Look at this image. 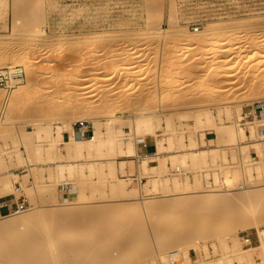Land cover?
Returning a JSON list of instances; mask_svg holds the SVG:
<instances>
[{
  "label": "rangeland",
  "instance_id": "374dc122",
  "mask_svg": "<svg viewBox=\"0 0 264 264\" xmlns=\"http://www.w3.org/2000/svg\"><path fill=\"white\" fill-rule=\"evenodd\" d=\"M2 9L0 8V59L5 56L7 59L6 61L0 60V69L6 68L9 63L22 61V56H30L29 64L32 73L25 72L24 82L17 86L30 83L34 84L33 88L35 87L33 91L25 93L18 99L17 108L10 113L11 125L0 126V151L12 156L7 158L9 166H6V159L0 158V175L9 170L10 175L7 178L14 185L18 181L22 187L32 188L34 185L38 187L47 183L41 170L39 171L44 165L38 164L32 175H29L28 169L20 167L16 161L14 151L17 148L21 151L26 149L20 144L15 145L14 142H19L20 135L30 124L38 122L54 128L64 125L65 140L68 141L70 135L68 129L76 120L90 121L93 126L94 123H99L105 131L111 116L121 114L120 119L124 122L121 127L125 128L144 109H149L155 114H153V120L156 124L158 120L160 121L158 128L160 139L164 138L162 134L166 132V125L170 124L175 130L183 133L187 143L195 139L197 146L201 149L219 147L218 162L232 171L230 172L231 178L234 177L233 170H238L240 173L242 170H240V160H247L248 155L251 159L262 161V165L264 164V145L260 152L249 145L252 141L250 139L245 142L247 148H243V145L242 147L226 146L228 142L222 140L212 126L204 130L196 129V118L200 113L209 112L215 124L225 126L232 123V126H239L253 121L255 117L248 115L249 112L257 104L264 103V90L251 94L248 87L252 84L246 83L247 76H251L250 73L256 72L255 74L260 75L262 72L264 74V0H18L17 2L7 0L6 10ZM16 18L21 19L22 23L20 22L21 24H18L16 31L13 32L11 28ZM31 19L33 23L30 22ZM24 22L31 23L27 26L29 28L26 29L27 31L21 30L23 25H26ZM196 27L199 30H196ZM212 27L222 32L209 38L207 47L210 49L217 42L227 46L225 50L227 48L228 53L227 51L225 53L223 49L217 56L220 54L221 59L224 56L232 58L229 59V64L234 76L231 78V74L224 73L221 80H211L214 88L210 92H205L202 86L204 84H200L201 77L206 70V64L200 63V59L204 58L200 57V51L196 46L194 49L189 46L190 42L198 38L200 32ZM40 30L46 37L37 43L34 41V34ZM184 30L187 35L181 34ZM118 31L120 35H117ZM227 33L233 37L227 38L229 36L226 35ZM62 44L65 50L56 51ZM258 46L261 49L260 52L256 50L259 49ZM161 54H167L171 60L165 61ZM225 57L223 59H227ZM19 64L25 67L23 62ZM214 69L215 67L210 70ZM114 71L124 73V75L110 80L109 76ZM262 77L264 81V76ZM216 82L217 86H220L217 89L223 90L218 94L214 92ZM16 87L9 92L0 88V124L4 123L3 120L10 111L9 100ZM29 97H32L31 99L36 103L28 105L27 98ZM164 98L168 99V102H164ZM80 107L85 108L80 109ZM227 109L231 110L234 115H228ZM237 112L246 118L243 121V118L240 120ZM182 115L188 116L187 120L182 119ZM261 116L263 117L259 118H264V114ZM249 126L250 124L247 123V132ZM259 129L264 130V126H259ZM261 130L260 134H264ZM153 139L149 136L146 141H153ZM154 150L156 151V146ZM241 150L247 153L242 154ZM64 153L66 154L65 151ZM138 155L142 156L140 152ZM224 155L228 161L223 159ZM124 159L129 162L123 173L117 164ZM209 159L210 166L203 173H196V175L194 170H192L194 173H191L189 168L191 166L183 168L184 171H188L192 182L195 180V175H201L199 179L202 180L200 181L204 190L219 188V183L215 181V173L225 175L214 164V153L209 155ZM141 160L142 158L138 157H119L116 160L118 176L121 179H126V176L130 175L138 176V183L141 178H146L141 181V186H144L151 177L161 179L168 175L170 178L173 175L180 176L181 179L186 177L180 173L171 172L174 167L172 160L169 161L168 157L166 159L167 169L162 172V177L161 173L156 171L145 172L140 166ZM157 163L158 161L150 165H157ZM225 168L224 172H226ZM191 169L194 168L191 167ZM87 180H89L88 184L83 182L86 188L82 183V187L77 183L71 185V190L62 191L59 187L57 188L55 196L60 198L62 203H74L66 206L65 209L77 212L79 209V212L84 209L83 212L86 214L83 213L81 218L61 216L55 218L57 221L53 220L56 222L53 223V227L59 234L57 242L60 241L58 244L56 242V247L67 242L71 243V240L80 237L81 241L86 243L85 245L92 244L90 247L93 246V256L96 259L107 256L114 259L124 258L127 264H143L145 261L147 264H153L155 258L151 256L152 240L158 234L166 236L186 229L179 227L180 223L171 220L170 215L173 214L165 210L168 209L165 206L170 198L164 197L163 190L147 193L140 189L142 198L156 197L160 205H165L159 207L161 210L157 208L156 213L147 219L137 210L130 209V205H140V201L133 200V197L115 198L109 193L110 183L104 185L102 182L92 183L93 180ZM235 181L236 185L242 183L241 178ZM138 183L136 181L127 182L126 187L139 190ZM96 184H100L99 187L98 185L96 187ZM93 186L94 190L91 188ZM102 190L104 193H101ZM12 192L13 190L3 193L0 197L6 199L11 196ZM69 193L71 194L68 195ZM25 194L29 200L28 212L37 206L47 211L50 209L48 205L53 194L39 192L32 198L27 193ZM81 195H86L89 201L91 199L90 204H77L80 202L78 197ZM89 214L91 216L87 218ZM199 214L201 212H196V215ZM204 214L199 216L202 217ZM206 216L204 218L206 222L213 219L211 214ZM198 217L199 220L200 217ZM186 218L188 219L189 216L184 215L180 220L181 223L188 224L189 219ZM130 230H139V232L130 235L128 234ZM80 233L85 236L83 234L79 236ZM219 233L228 243L232 242L237 233V238H240L244 248H246L242 242L244 235L257 237L258 241V232L253 228L241 231L236 228L220 229ZM8 235L4 234L1 238ZM139 236L145 237L150 244L146 246L140 242V245L138 240L136 242ZM76 239L74 241H77ZM204 242L208 246L207 256L204 251L190 250L186 260L181 258L177 264H197V261L204 258L209 261L221 256L222 250L218 238L211 237ZM79 243L77 244L79 247H88L82 243L80 246ZM212 244H216L217 251L214 250ZM3 250L0 252L7 254L6 249ZM36 252L35 255L40 253ZM41 252L43 254V251ZM79 255H81L80 258L84 257V251H81ZM254 263L262 264L263 262L255 255Z\"/></svg>",
  "mask_w": 264,
  "mask_h": 264
},
{
  "label": "bare ground",
  "instance_id": "6f19581e",
  "mask_svg": "<svg viewBox=\"0 0 264 264\" xmlns=\"http://www.w3.org/2000/svg\"><path fill=\"white\" fill-rule=\"evenodd\" d=\"M17 1L18 0H16V2ZM6 7L7 0H0V8L5 9ZM35 17L37 16L35 15ZM20 22L22 23L21 19L16 18V21L15 23H13V26L11 28L13 32L16 31L18 24H21ZM30 22H32V19ZM27 23H25L26 25L22 24L23 28L21 30H26L28 28L27 26L31 25V23ZM119 32L120 31H118L117 35L121 34ZM221 32L222 30L214 29V27L206 28L202 32H200L198 38H196L195 40L193 38L192 40L194 41L190 42L189 48L193 47L194 49V47L196 46L198 48V51H200V57L204 58L203 60L199 58L200 63L206 64V70L201 77L200 82V84H204L202 86L204 87L203 91L205 92H210L211 89L214 88L213 84H211L210 82L211 80H221L224 73L231 74V78L234 76V74L231 73L232 68L229 64L232 58L230 59L227 58V56H224L227 59H223L224 57L221 59L220 54L219 56H217V54L223 49L225 50V47L227 46L221 44V42H217L216 44L211 46L210 49L207 47L209 38L216 34H221ZM185 33L186 31L184 30L181 34L184 35ZM224 33L223 36L225 35ZM226 35H229L228 37L226 36L227 38L231 36L228 33ZM45 37L46 36L44 32L40 30L34 34V41L40 43L45 39ZM251 43L253 44V42ZM62 45H59L56 51L63 52L65 48L64 44ZM258 45L260 46V44ZM256 50H259L260 52L261 49L259 47V49L257 48ZM226 51L227 48L225 50V53ZM262 52L263 51H261V53ZM29 57L28 55L22 56V61L9 63L4 69H17L21 70L24 73H32L31 65L29 64ZM161 57L165 61L171 60V57L167 56V54L162 55ZM6 59L7 57L5 56L0 60L6 61ZM21 62L24 63L25 67L19 64ZM7 63L8 62H6V64ZM213 67H215V69L211 71L210 69ZM222 68L224 69L222 70ZM255 73L256 72L250 73L249 75L251 76H247L246 80V83L248 82L252 84H249V90L247 89L251 94H256L257 92H261L262 90H264V81H262L263 77L261 78V76H264V74L262 72L260 75ZM123 75L124 73L120 74L117 71H114L110 74L109 79L115 80L119 77H122ZM23 82L24 81L22 80L15 79L12 82V85L13 87H16ZM33 85L28 83L25 85L17 86L13 90L12 96L9 100L10 111L5 116V120H3L4 123L0 124V126L11 125L10 113L17 108L18 99L20 97H22L29 91H33L32 89L35 88H33ZM214 86L216 89L214 90L215 93L218 94L219 92L223 91L217 89L218 87H220L217 86V82ZM31 98H27L28 105L36 103ZM164 102H168V99H165ZM257 105H262L264 108V103H259ZM84 108L85 107H80V109ZM226 112L230 116L234 115L231 110L227 109ZM237 113L239 119L241 120L243 118L242 114L240 112ZM153 114L154 113L149 109H144L140 111L137 114L136 119L130 121L129 125L125 128L121 127L124 123L120 119L121 114L118 116H111L110 121L106 124L105 131L102 130L101 124L94 123V135L88 138H79L75 136L72 126H70V128L68 129L70 132L68 141L65 140L66 138L64 135V125L54 128L50 125L42 123L40 124L38 122L30 124V126H28L24 130L22 135H20L19 142H14L15 145L20 144L21 146L25 147L26 150L21 151L17 148V150L14 149L15 151H13L15 152L17 164L22 168H27L29 171V175H32L38 164L44 165L43 167L41 166L42 168L39 169V171L41 170L42 176L47 180V183L38 187L34 185L32 188L25 186L23 187V190L25 193H27V195L31 196V198L35 197L39 192H47L50 195L53 194L54 196H52V198L49 200L48 207L50 209H48V211L43 207L37 206L32 208L29 212V209H27L26 211L19 212L18 214L0 217V246H2L0 247V251H4L3 249H6L7 253L4 254L3 252H0L2 253V255L0 254V264H127L124 258L114 259L107 256H103V258H101V256L99 259H96L93 256V246L90 247V245L92 244L85 245L86 243H83L80 237L77 238H80V240H77L75 238L78 242L74 241L75 239H73V241L71 240V243L67 242L66 244L64 243V245L62 244V246L58 245L59 248L56 247V245L60 241L57 242L59 234H57V231L53 227V223L57 221V219L55 218L61 216L69 218H81V215H83L84 213V209L81 212H79L80 209L78 210V212L75 210L72 211L65 209L66 206L73 205L74 203H62L61 199L55 196L57 188L59 187L62 191H65L66 189L71 190L72 187L70 186L75 183L82 187L84 185L83 182H87L88 184L89 180L87 179L93 180L92 183L102 182L104 183V185L106 183H110L109 187L111 186V188L109 193L115 198L133 197V200L136 199V201H140V205H130V209L133 208L132 210H137L139 214H142V216L147 219L152 217V215L156 213L155 210L157 208L161 206L164 207L165 205H160V202L158 203V198L156 197L142 198L140 194L141 192H139L140 189L145 190L147 193H150L151 191L159 192L160 190H163V192L165 193L164 197L170 198L167 201L168 204L166 203L165 206V208L167 207L168 209L163 208V210L165 209L166 211H170L171 214H173L170 215L172 217L171 220H173L174 222L176 221L178 224L180 223L179 227H185L186 229L170 233L166 236H161L160 234H158L156 238L152 240L153 246L151 249V256L155 258V260H153V264H174L173 257L178 260L183 258L185 261L187 256H189L190 250H200L201 252L204 251L207 256L209 253L207 248L208 246L205 245L204 241L211 237L218 238L222 250L221 256L217 259L209 261L205 260L206 258H204L200 261H197V264H255V255L260 257L263 262L262 264H264V164L262 165V161H255L251 159L248 154H246L248 155L247 160H240V170H242L239 171L241 174L238 172V170H233L234 177L231 178L232 175L230 174V172L232 171H229L225 166L227 168L226 170V168L221 165L220 162H218L220 159V155L219 153H217L219 147L213 149H201L197 146L195 139H192L191 141L189 140L190 142L188 141L189 143H187L185 137L183 136V133L181 134L180 132L175 130L170 124L166 125V132L162 134L164 135V138L160 139L159 137L161 135H159L158 130V128L160 127V121L158 120L156 124L153 120ZM263 114L264 111L260 114H253L255 119L253 121L247 122L250 124L248 128L249 131L247 132V123L240 124L239 126H232V123L225 126L224 124L218 125L213 122L212 115L209 112H203L200 113L196 118V129L204 130L206 129V127L212 126L215 129L216 133L221 136V139L228 142L226 146L236 145L238 147H242L243 145V148H247L248 146L245 145V142L247 139H250L252 141H250L249 145L260 152L262 149V145H264V134H260L261 129H259V126H264V123L261 124L262 122H264V118L261 119L259 117H263L261 116ZM181 118L187 120L188 116L182 115ZM149 136L154 138V142L148 140V144H150V142L153 143L156 146V151L154 152V154L152 153V156L147 155L139 157L138 153L144 151L143 142L146 141ZM62 146L64 147L62 148ZM64 151L66 152V154L64 153ZM244 152L246 151H240V153L242 154ZM211 153H214V164H216V166L219 167V170L221 169L222 173H224L225 175L222 176L221 173H215V181L219 183V188L214 190H204L201 183L202 180L199 179L201 175L196 176V173H203L204 170H206V168L210 166L211 161L209 159V155ZM225 156L226 155H224L223 159L227 160ZM11 157V154L6 155L4 151H0L1 159H6L7 161V158ZM119 157L142 158L140 162V166L142 167V169H144L145 172L156 171L157 173H161V177L162 172L167 169L166 159L168 157L170 159L169 161L172 160V166L174 167V169L178 168L179 173L186 177L184 179H181L180 176L174 175V177L172 176V178L168 177V175L163 179L151 177L144 184V186H141V178L139 180L140 182L138 183L139 190L128 189L126 187V184L127 182L133 183V178L131 177L132 175L126 176V179H121L118 176L116 160H118ZM150 159L155 161V163L158 161L157 165H150ZM128 162L129 161L124 159L119 161L117 164L119 165L120 171L122 170L123 173ZM222 162L223 161H221V163ZM9 165L10 163L9 161H7L6 166ZM172 166L170 167L173 168ZM189 166L193 167L194 169H191V167ZM187 167L190 168L191 173L193 172L192 170L195 171L196 175L194 182L190 180L188 171H183V168ZM224 168L226 172H224ZM44 171H47V173H43ZM9 175V170H6L4 174L0 175V195L6 192H10L11 190L14 191L15 189L14 183H12L10 179L7 178L9 177ZM16 175H18V173ZM240 178L242 179V183L236 185L235 180L239 181ZM72 180L75 182H73ZM81 183L83 185H81ZM89 185L91 186V184ZM97 185L98 184H96V187ZM83 187H85V185ZM91 188H93L94 190V186ZM95 191L98 192L97 189ZM101 193H104L103 190ZM70 194L71 193H69L68 195ZM78 201L80 202H78L77 204L87 205L90 204L91 199L89 201V198H87L86 195H81L78 197ZM158 210L161 209L159 208ZM196 212H201V214L199 215H202V213L205 214L201 217L199 215H196ZM208 214L213 215V219L209 222H206V219L204 218H206V215ZM184 215L189 216L188 224L183 221V223H181L180 221L182 217H184ZM90 216L91 215L89 214L87 218H89ZM197 217L199 218V220L197 219ZM191 219L193 223H190ZM219 228L221 230H232L233 228H236L239 231L249 228L256 229L258 232L259 243L257 246L254 245L252 247L244 248L241 245L240 238H237V233L232 242L228 243L219 233ZM138 232L139 230H130L128 231V234L135 235ZM4 234L9 235L2 239L1 237ZM82 234L80 233L79 236ZM10 236L12 237L10 238ZM13 236H15V238ZM83 236L85 235L83 234ZM137 240L139 244L140 242L141 244L143 243L142 245L150 244V242L145 239V237L139 236L137 237L136 242ZM79 242L84 244V246H88L90 248L79 247L77 245ZM82 244L80 246H82ZM212 245L214 246V250L217 251L218 248L216 244ZM6 247L8 248L9 252ZM43 249L46 251H44ZM36 250L39 251L36 252ZM41 251H43V254ZM81 251H84L85 256L80 258L81 255H79V253H81ZM35 252H40L38 253L40 255H35ZM44 252L46 253L44 254ZM143 264H147L146 261Z\"/></svg>",
  "mask_w": 264,
  "mask_h": 264
},
{
  "label": "built area",
  "instance_id": "2783aa9c",
  "mask_svg": "<svg viewBox=\"0 0 264 264\" xmlns=\"http://www.w3.org/2000/svg\"><path fill=\"white\" fill-rule=\"evenodd\" d=\"M196 30H199L198 27H196ZM25 73L21 70L17 69H0V88L6 91H11L14 87L12 85V82L17 80L24 81ZM264 111V108L262 105H256L252 108V111L249 112L248 115L252 116L253 114H260ZM246 117H243L242 121ZM241 121V122H242ZM73 133L75 136L79 138H88L94 135V126L91 122L86 120H77L74 121L72 124ZM144 145V151H141L140 154L142 156H147V153L149 149L151 148V145L148 144L147 141L143 142ZM141 155L139 157H142ZM152 162H150L151 164ZM184 171V170H183ZM172 173H179V169H171ZM133 178V181H136L138 183V176H131ZM146 178H142V181H144ZM11 201L9 202H2L0 203V216H10L13 214H18L19 212H24L28 209L29 200L26 194L24 193L23 187L20 183H15V189L13 193L11 194ZM242 242L245 247H252L256 244H258L257 237H253L252 235L246 234L242 237ZM174 264H177L178 259L174 258Z\"/></svg>",
  "mask_w": 264,
  "mask_h": 264
},
{
  "label": "crops",
  "instance_id": "0c3cea01",
  "mask_svg": "<svg viewBox=\"0 0 264 264\" xmlns=\"http://www.w3.org/2000/svg\"><path fill=\"white\" fill-rule=\"evenodd\" d=\"M261 131H264V130H261ZM149 145H151V148L149 149V151H148V153H147V155L148 156H152L153 154H154V152H155V150H154V144L153 143H150ZM151 153V154H150ZM153 153V154H152ZM150 162H155V161H153L152 159H150ZM11 199H12V197L10 196V197H8V198H1L0 197V203H2V202H9V201H11Z\"/></svg>",
  "mask_w": 264,
  "mask_h": 264
}]
</instances>
